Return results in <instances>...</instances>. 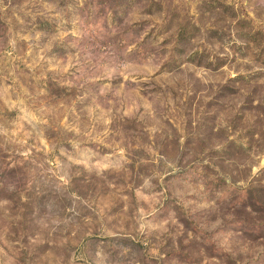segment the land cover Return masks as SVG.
Segmentation results:
<instances>
[{
  "label": "rangeland",
  "instance_id": "1",
  "mask_svg": "<svg viewBox=\"0 0 264 264\" xmlns=\"http://www.w3.org/2000/svg\"><path fill=\"white\" fill-rule=\"evenodd\" d=\"M0 264H264V0H0Z\"/></svg>",
  "mask_w": 264,
  "mask_h": 264
}]
</instances>
